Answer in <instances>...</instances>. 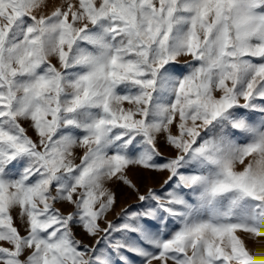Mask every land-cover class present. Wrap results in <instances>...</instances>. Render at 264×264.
<instances>
[{
	"label": "rangeland",
	"instance_id": "rangeland-1",
	"mask_svg": "<svg viewBox=\"0 0 264 264\" xmlns=\"http://www.w3.org/2000/svg\"><path fill=\"white\" fill-rule=\"evenodd\" d=\"M0 264H264V0H0Z\"/></svg>",
	"mask_w": 264,
	"mask_h": 264
}]
</instances>
